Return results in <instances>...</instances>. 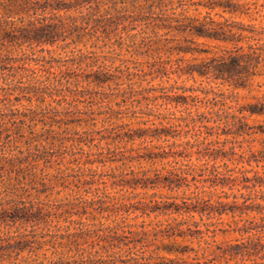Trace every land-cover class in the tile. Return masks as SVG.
Returning a JSON list of instances; mask_svg holds the SVG:
<instances>
[{"label": "rangeland", "instance_id": "rangeland-1", "mask_svg": "<svg viewBox=\"0 0 264 264\" xmlns=\"http://www.w3.org/2000/svg\"><path fill=\"white\" fill-rule=\"evenodd\" d=\"M93 4L94 8L88 4L56 12L68 22L80 18V28L68 29V40L3 43L0 38V66H9L0 68V156L9 159L29 154L31 161L21 170L3 173L0 207L25 203L37 213L30 221L1 226V235L6 237L3 242H24L25 250L17 255L16 250L0 249V263L54 264L84 257L95 258V264H155L161 255H170L161 249L168 239L157 231L162 222L189 215L136 209L155 193L174 192L162 186L134 190L126 181L134 172L148 170L150 175L164 166L214 163L204 155L206 143L217 139L209 135L211 128L176 120L206 112L210 102L191 97L189 105L178 104L172 100L173 94L193 87L195 91L186 93L206 96L208 90L213 97L214 92H225L239 95L242 103L252 95L264 94V75L255 76L250 91L213 78L180 75L179 69L219 51L214 44L232 46L193 35L190 25L194 18L210 17L264 30V0H103L100 8ZM228 4L239 9L230 11ZM41 13L52 14L39 9L38 15ZM22 15L35 14L31 9ZM1 25L9 27L11 23L4 20ZM187 38L207 41V45L193 46L210 53L195 59L191 53L178 51ZM97 74L108 80L90 82ZM56 75L62 81L56 80ZM35 76L45 83L37 82ZM35 84H51L53 88L47 92L54 94L25 93L36 89ZM161 122H181L182 126L172 128L169 137L137 136ZM227 137L232 138L223 134L219 139ZM239 144L229 141L213 147L236 145L241 152ZM249 148L245 142L243 150ZM164 150L178 155L155 161L145 157L150 151ZM233 158H219L217 164L226 161L233 168H252L238 163V156ZM101 200H106V211L89 207L95 202L98 207ZM115 229H119L118 236L112 234ZM78 231L80 235L73 237ZM225 237L219 234L217 239Z\"/></svg>", "mask_w": 264, "mask_h": 264}, {"label": "trees", "instance_id": "trees-1", "mask_svg": "<svg viewBox=\"0 0 264 264\" xmlns=\"http://www.w3.org/2000/svg\"><path fill=\"white\" fill-rule=\"evenodd\" d=\"M94 2L95 6L100 8L103 0H0V13H3V17H0L1 41L3 43L19 41L20 43L54 44L59 39L68 40L66 35L68 29L80 28V18H72V22H68L65 17L56 15V12L73 8L81 9L88 4H90L89 8H94ZM226 7L230 11L239 9L229 4ZM31 9L34 10L35 15L24 18L22 13H28ZM39 9L46 13L49 10L52 14L41 13L42 16H40ZM4 20L10 21L11 25L2 26L1 22ZM21 20L27 21L19 24L18 21L21 22ZM192 21L190 26L193 35L232 46L214 44L213 46L220 50L213 55L202 56L200 59L199 55L210 53V50L193 45L209 43L187 38L178 51L185 54L191 53L200 61L180 66V75L187 74L193 79L197 76L213 78L235 89L251 91L255 76L264 75V44L261 42L264 40V30L210 17L194 18ZM182 59L186 60V58ZM7 67L9 66H0V68ZM54 77L59 82L62 81L57 75ZM33 79L40 83L46 81L36 76ZM107 80L108 78H104L102 74H97L89 81L102 84ZM33 87L36 89L25 91V93L30 95L41 93L44 97L54 94L47 92L48 89L53 88L51 84H35ZM195 90L193 87L184 88L182 93L175 92L172 100L178 104L189 105L191 97H198V101L207 99L210 102L209 109L203 113L198 112L197 115L176 117V120H187L195 125L200 123L202 127L211 128L209 135H215L217 139L206 143L204 155L212 158L214 163L205 162L200 166H164L153 169V174L150 175L148 170L141 174L134 172V177L126 181V184L134 190L140 187L148 189L162 186L174 192L162 195L155 193L149 202L136 209L189 215L186 218L175 217L171 221L161 223L157 232L168 239L167 242H163L161 249L170 255H161L160 261L155 264H264V94L252 95L250 101L242 103L239 101V95L232 96L225 92H214L213 97H209L208 90L204 92L206 96L186 93ZM24 115L29 117L28 114ZM181 126V122L171 125L161 122V126L156 125L154 128L150 126L137 136H151L158 139L163 136L169 137L172 136V128L177 130ZM150 129L152 132L149 131ZM223 134L232 138L227 137L221 141L219 138ZM229 141L239 142L241 152L236 150V145L229 149L220 145L213 147L216 143L223 142L225 145ZM245 142L249 143L248 150H243ZM155 147L159 148L156 145ZM180 153L179 155H182L183 152ZM176 154L178 155L176 151L164 150V153L150 151L145 157L155 161L158 158H167ZM234 156H238L236 158L238 163H248L252 165V168H233L226 161L223 164H217L219 158L224 160L228 157L235 160ZM7 157L0 156V178L2 179L3 173L9 169L21 170L26 164H31L28 159L29 154H23L17 158L7 159ZM227 188L231 192L227 191ZM99 202L98 207L96 202L91 203L89 207L96 211H106V200ZM124 205L127 206V203L124 202ZM36 214L33 206L25 203H6L0 207L1 251L16 250L18 255L25 250L24 242L4 243L6 237L1 235V226L10 225V221L13 223L20 220L30 221ZM196 214L200 215V219L195 218ZM205 218L207 220L203 223ZM202 224L206 225L205 229ZM118 230H111L112 234L118 236ZM219 234L227 237L218 240ZM72 235L79 236L80 231ZM69 239L76 241L72 237ZM88 262L95 264L96 260L82 257L54 264H87ZM25 264L45 263L28 261Z\"/></svg>", "mask_w": 264, "mask_h": 264}]
</instances>
